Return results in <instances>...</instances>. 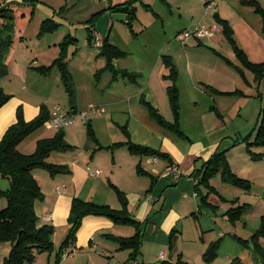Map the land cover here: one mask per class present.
Instances as JSON below:
<instances>
[{
	"label": "crops",
	"instance_id": "1",
	"mask_svg": "<svg viewBox=\"0 0 264 264\" xmlns=\"http://www.w3.org/2000/svg\"><path fill=\"white\" fill-rule=\"evenodd\" d=\"M28 1V3L34 2V5L33 7L25 5L20 8V10L26 12L24 20L26 18L28 19V11L32 12L33 8L34 10L41 9L42 11L45 7L48 9L47 15L50 18L57 20L61 25L63 24L54 15L58 11V5L52 7V5L40 0ZM118 1L62 0L61 4H65L62 5V7L65 6V11H63L64 18L71 22L70 28L73 29L78 23H88L97 14H103L102 17H104L111 13V18L115 20L116 15H113V12L114 10H118L115 7L119 6L118 8L120 9L125 7L126 4L118 3L119 5H115ZM243 1L240 0L238 2V4L241 3V7L239 8L238 4L235 6L230 0H220L214 9V18L216 14H219L221 18L229 21L240 46L247 52L252 61L261 63L264 62V33L260 34L261 31L255 28L250 22L252 17L249 16L250 13L247 10L250 6L244 5ZM258 1L264 7V0ZM10 2L23 4L25 0H10ZM242 4L245 7L247 6V9L243 8L244 6ZM170 5L174 7V3ZM179 7V10L182 11L183 7ZM233 9L239 15L236 20L230 17L232 15L227 14L233 12ZM197 14H201L200 21L193 22L188 26L183 25L182 29L176 32V41H168L160 50V52L166 53V56L173 58L179 72L178 86L180 88L183 110L182 128L189 136V139H178L175 135L159 126L151 118L148 108L142 102V97L145 95L147 100L156 106V108H159L166 118H174L172 107L170 108L169 105L165 104V99H169L167 89L171 84H168V79L166 78L170 73V69L163 62L162 55L164 54L158 57L156 63L151 67H131L128 63L123 62L124 59H128L129 56L133 55L129 48L132 45L131 41L123 38L121 33L115 29L114 22L112 27H110V34L107 36H110L111 42L114 45L127 53V56L123 60H118V64L115 65L116 68L118 70L139 73L142 77L138 83L133 84L123 78H119L116 82L112 79L111 75V79L108 77V82L105 84V89L109 93L111 92V94L104 96L101 103H99L105 108V111L93 116L91 114L88 120H78L75 125L63 129L66 135V141L77 149L62 153L59 161H57L60 163L56 164L67 165L71 169V174L52 177L50 174L47 175L40 172L42 169H36L33 172L45 194L44 200L38 201L36 204V210L38 216H40L39 225H53L56 229L54 236L56 250L48 259V264L54 263L57 253H59L62 244L70 232L71 225L69 218L75 199L80 198L99 205H108L116 210L122 209V204L113 185L130 197L132 202H130L131 212L136 220L143 224L145 239L141 256L138 258L143 264L159 263V254L162 250L167 251L168 244L170 247L168 260L171 262H176L180 255H182L190 264H231L236 258H239L242 264H264L262 258L254 250L247 248L235 238L238 236L242 239L249 240L260 227V220L264 215V175H257V173L261 172L260 167L264 165V156L261 160H254V158L248 156L247 162L250 164L254 173L250 169L245 174L239 173L244 178L253 181L257 186H263V192L257 201L254 193L250 194V192H246L245 194L241 193L235 196L232 200L225 197H223L225 198L223 200L222 196H220L215 203L209 198V201L218 208L216 210L206 208L202 205V197L196 191L198 182L195 178L191 177L194 170L202 167V164L214 154L219 146H221L222 150H228L232 146L231 140L233 138L226 135V131H222L223 127L221 124L218 126L216 119H214L215 114L221 115L226 113V115H230L240 102L239 96L254 99L258 92L263 96V99L258 100L259 115L264 106V90L262 86L257 88L258 82L255 81L254 75L248 71L246 72V79L252 91H255L252 94H250L249 90L243 91L239 89L244 95L221 97L209 94L206 88L201 89L202 86H209L226 93L238 91L235 88H240L239 84L243 78L234 66L226 63L222 59L223 57L226 58L232 55L233 59H235L232 62L235 65H240L232 48L226 42L223 27L219 24V27L223 31V36L220 32L216 31V35L213 38L194 39L199 42L201 47L205 45L204 40L213 41V44L218 45V47L220 46L227 52L226 56L222 53V49L221 52L216 49L213 51L211 47H206L207 50H203L194 44L188 45L191 40L189 43L188 41L185 43L186 41L183 42L178 39L180 33L189 29L192 30L201 22L206 25L212 24L210 18H205V12L199 10ZM30 16L32 18L33 12ZM111 18L108 17V20ZM252 20L254 21L255 19L252 18ZM215 22H217L216 19ZM210 27L214 29L213 25ZM93 30L94 36L100 35L103 39L107 37L104 35L100 26H95ZM177 41H181L183 45L177 44ZM90 45L93 46L92 44ZM35 52H31L34 54L32 56L34 58L32 64L43 65L37 59ZM201 58L203 59L201 60ZM10 61L11 59L8 60L10 72L21 79L20 73L14 71V63L12 65ZM30 67L32 68V65ZM87 68L90 69L89 67ZM120 79L126 81L127 84L114 86L116 83H119ZM165 80L167 84H163ZM263 82L264 79L260 82V85ZM129 85H138V88H133ZM113 89L115 91H112ZM230 98V105L222 104L226 99ZM206 100L213 104L208 107V110L207 107L201 109L203 101ZM12 103L10 100L0 110V142L8 129L18 122L17 102ZM91 104L95 103L93 101H87L86 103L81 101L79 105L78 99L77 111H84L86 110L84 108L87 107L88 109ZM186 105H190L192 108L187 114L184 113ZM214 105L217 106L218 112L214 111ZM241 110L242 106L240 104L238 111ZM40 111L41 109L39 108L32 114L24 111L25 119L27 121L34 120L39 116ZM52 113L50 111L51 116ZM207 117L208 120H206ZM207 122L212 124L214 128L211 129ZM89 123L93 126L99 143L104 147L126 141L127 137L122 127H127L134 143L169 153L174 160L173 166H177L179 169V177H177L178 174L176 172L172 171L173 166H169L168 162L160 158L130 157L127 156L125 152L127 148L125 147L117 149L116 151L107 149L98 150V143L88 135ZM226 124H234L236 132L242 134L243 131L238 127L236 122ZM60 131L58 130L51 137L43 135L46 131L40 132L37 134V138L33 140V143L37 142L36 147L35 145L34 147L32 146L33 149L31 150L22 143L19 149L26 155L34 154L37 151L40 140L53 138ZM110 152L113 154L111 158H109ZM103 153L107 154L103 155ZM139 164L147 172L158 178L156 186L149 194L145 192L147 190V183L142 180L147 176H140L138 174L137 167ZM90 170H101L103 173L99 177H92ZM243 197H245L244 203H242ZM191 199H194L195 206L199 210L197 214L193 215V222H191L192 228L190 229L191 235L187 237L185 223L186 221H190L189 214L191 212L187 211L186 208L190 206L185 203ZM243 204H249L250 208L240 222L231 224L225 216V213L233 206ZM258 206H261L260 211L255 214L254 211H256ZM154 212L157 215L151 218L150 216ZM219 214H222V220L219 219ZM182 222L184 226L183 234L181 231L179 232H181L183 240H187L193 244L191 248L180 243V237L176 230ZM136 231V228L133 226L119 225L105 217L88 216L84 219L83 225L78 233L76 245L71 246L67 250L72 252V255L64 257L61 264H129L132 252L129 250H121L119 244L108 238L107 235L130 238L136 234ZM174 231L177 237L174 238V249L172 250L170 245ZM98 234H101V240H98ZM220 240L221 245L217 260L213 263H207L204 259L206 251L211 243ZM260 243L264 247V239ZM12 247L11 243H0V264H4L5 259L11 253ZM101 252L103 254H100ZM160 264L164 263L162 262Z\"/></svg>",
	"mask_w": 264,
	"mask_h": 264
},
{
	"label": "trees",
	"instance_id": "2",
	"mask_svg": "<svg viewBox=\"0 0 264 264\" xmlns=\"http://www.w3.org/2000/svg\"><path fill=\"white\" fill-rule=\"evenodd\" d=\"M163 1L167 5H170L167 0ZM28 2V0H25L23 4H14L10 2V0H0V78H4L9 74L8 56L10 51L15 49L18 42H23L25 40L24 36H21L22 32L14 26V13L25 5L33 7L34 2ZM133 2L134 1H129L125 4V6H129L130 14L127 24L132 29L134 20L138 17L137 9L132 6ZM243 4L254 8L255 12L262 18L264 25V7L259 1L244 0ZM118 7L119 6H117L116 9H119ZM131 7H133V9H131ZM145 8L152 11L151 6L145 5ZM61 11L63 13L65 8ZM100 15L101 14L95 15L87 23L89 25L88 28L90 29V44L93 43L95 38L93 28L96 26ZM23 17H25V15ZM215 19L217 23L223 27L225 38L232 44V51L240 62V65H235L230 59L223 58L236 68L243 79L247 81L246 72L248 71L254 75L255 81L260 83L264 79V62L257 63L250 59L247 52L238 43L233 27L229 21L221 18L219 14L215 15ZM60 25L61 24L56 22L55 19H47L43 23L42 34L54 33L58 30ZM76 41V38L70 37V39L61 44L62 53L53 65V67L57 66L62 73L63 82L70 97L72 110L75 112H77L76 107L78 101L75 88V77L69 69V60H67V56L69 45ZM101 55L107 59V66L102 70L103 72H105V70H110L113 73L114 81H117L120 77L133 84L140 81L142 77L141 74L130 72L128 70H118L116 68L114 61L126 57L127 53L114 45L111 42L110 36H107L104 39V46ZM163 62L170 69V75H167L166 78L171 82L167 91L174 114V121H168L161 111L147 100L145 95L142 97V102L148 108L151 118L159 126L175 135L178 139H189V136L182 128L181 123L182 104L180 101V88L178 86L179 72L171 56H163ZM53 67H39L37 70L41 74L47 75ZM101 73L102 71H99L97 76H100ZM231 94L244 95L241 91ZM261 96L262 95H260V97ZM10 100L11 96L6 95L3 90H0V110L9 103ZM51 117L50 111L44 106L41 108L40 114L37 118L32 121H27L23 109L20 108L18 110V122L8 129L0 142V177L10 181L9 190H0V197H5L8 200L7 208L0 211V243H11L13 246L10 255L5 259L4 264H33L39 254L46 252L52 254L56 250L54 243V236L56 233L55 227L53 225H39L36 204L38 201L44 200L45 194L33 172L36 169H43L48 171L52 177L71 174V169L67 165L54 164L48 161V159L51 157L52 153L57 151H68L69 149H72L73 146L66 141V135L63 129H61L55 137L40 140L38 142L37 151L34 154L26 155L19 149L21 143L42 128ZM260 119L261 126L255 145L264 146V106L261 111ZM122 129L127 140L113 144L109 147H104L99 143L96 132L90 123L88 124V135L98 143V150L107 149L116 151L122 147H128L132 155L138 157L160 158L168 162L169 166L174 165V160L169 153L160 149H154L134 143L127 127H122ZM225 152L226 151H216L202 167L196 168L191 174V177L195 178L198 182L196 191L202 197V205L212 210L218 208L209 201L210 195L219 194L212 184V180L217 175L221 174L223 181L226 184L245 188L246 190H250L252 187L249 180L237 176L232 171ZM251 153L254 160L263 158V154ZM137 171L139 175H148L151 178L152 183L147 194L151 193L156 186L158 178L147 172L141 164L138 165ZM113 188L122 204V209L120 210L113 209L108 205H99L91 201H85L80 198L73 201L69 218L71 229L66 240L62 244L59 253H57L53 264H61L64 253L71 246L76 245L78 233L83 225L84 219L88 216L105 217L111 219L116 224L135 227L137 231L133 237L120 238L112 235H107V237L117 242L121 250L131 251V260L141 256L145 239L143 224L136 220L132 214L130 201L127 197L128 195L114 185ZM206 190L207 193L205 194ZM222 199L225 200L223 197ZM249 208V204L233 206L225 213V216L232 224H237L243 219ZM175 237H177V234L174 231L170 245L172 250L174 249ZM235 238L247 248L254 250L264 262V247L260 243V241L264 239V215L261 217L259 229L251 239L245 240L238 236ZM220 245L221 240L211 243L204 255V259L207 263H213L217 260ZM163 263L190 264L182 255H180L176 262L167 260ZM231 264H242V261L239 258H236Z\"/></svg>",
	"mask_w": 264,
	"mask_h": 264
},
{
	"label": "rangeland",
	"instance_id": "3",
	"mask_svg": "<svg viewBox=\"0 0 264 264\" xmlns=\"http://www.w3.org/2000/svg\"><path fill=\"white\" fill-rule=\"evenodd\" d=\"M40 1L52 5V7L58 5L59 6L58 11L55 12L54 15L55 18L58 19L63 24L60 25L58 30L54 33L42 34V26L44 21L47 19H52L47 15L48 12L47 8L44 7L42 11L41 9L39 10L35 9L33 11L32 18H30L32 12L28 11L27 12L28 19L26 18L25 20L23 17L26 14L25 11L19 9L17 12L14 13V17H15L14 26H16L17 29H19L22 32L21 36H24L25 40L23 43L18 42L15 49L10 51L8 60L11 59L10 63L12 65L14 63V71L20 73L21 79L18 78L16 75H13L12 72H10V64H9V74L4 78H0V90H3L6 95L11 96V104H13L12 102H17L18 110L21 108L25 112L27 111V113L29 114L34 113L36 109L38 108L41 109L44 106L47 107V109L52 112L55 106L57 105H61L67 108H72L69 94L66 91V87L63 82L62 73L57 66L53 67V65L55 61L60 57V54L62 53L61 44L67 41L68 39H70V37L72 38L74 37L77 39V41L69 45L67 60L70 61L69 69L71 70L72 73H74L76 78L75 88L77 93V99H79V105L81 101L84 103H86L87 101H93L95 104L100 105L99 103H101V100L104 98V96H108L109 94H111V92L109 93L108 90L105 89V84H107L108 82L107 78L109 77L111 79V75H112V79L114 78H113V73L110 70L107 71L105 70V72H103L102 70V68L104 69L107 66V59L101 55L102 50L97 49L94 46L90 45V41H89L90 29L88 28L89 25L86 22L78 23L76 24L75 28L71 29L70 28L71 22L67 21L64 18V14L61 11L63 8H65V6L62 7V5H65V4H61L62 0H40ZM119 1L115 5H119L118 3H127L129 1L130 2L134 1L132 6L137 9L138 17L136 20H134L133 29L130 28L127 24V20L129 19L130 14L128 11H126V9L129 8V6H125L118 10H114L113 15H116L115 20L111 18L112 16L111 13H109V15L104 17H102L103 14H101L100 15L101 18H99V20L97 21L96 26H100L104 32V35L107 36L110 34L109 32L110 27H112L114 22L115 29H117L121 33L123 38H126L127 40L131 41L132 45H130L129 48L132 51L133 55L129 56L128 59H124L123 62L128 63L129 65H131V67L134 68L151 67L154 63H156V59L158 57H161L162 54H164L162 56H166L165 55L166 53L160 52L162 47L170 40H172L173 42L176 41L177 39L175 38L177 34L176 32L182 29L183 25L188 26L191 25L193 22L196 23L197 21H200L201 14L200 15L197 14L199 10H201V12H205L206 15L205 18L208 17L212 20V24L210 25L207 24V25L209 26L213 25L214 30L220 32L221 35L223 34L222 29L219 27L218 23L215 22L214 10L211 11L209 14H206L204 0H168L170 4L174 3V7L173 6L171 7V5H167L163 0H143V2L142 0H119ZM213 1L217 3L220 2V0H213ZM230 1L233 2L235 6L238 4V2H240V0H230ZM145 5L151 6L152 11L147 10L145 8ZM179 6L183 7L182 11L179 10L180 8ZM238 6L240 8L241 3H239ZM133 7H131V9H133ZM243 8L247 9V6L246 7L244 6ZM247 10H249L250 13L249 16L255 19L253 21L251 18L250 22L255 26V28L261 31L260 34H263L264 32H263L262 18L257 15L254 8L250 7ZM185 11L186 12L188 11V13H186ZM227 14L232 15L230 17L234 18L235 20L239 17L238 12L235 9H233V12H229ZM108 17L111 19L108 20ZM29 20H31L30 23ZM55 21L58 22L57 20ZM194 38L196 37H191L190 39L187 40L188 43L191 40L188 45L194 44L199 48H202L203 50H207V48L211 47L213 51L216 49L219 52H221L222 48L220 46L218 47V45L216 44H213V41L204 40L205 45L204 47H201L199 45V42H197V40L203 38H198L197 40ZM187 41L185 43H187ZM177 42H176L177 44L183 45L181 41H177ZM226 42L229 44L230 47H232V44L227 39ZM30 51L31 52L36 51L35 54L37 56V59L40 60V62L43 63V65L32 64V61L34 59L32 58V56L34 54L31 53ZM222 53L225 56L227 55V52L224 51L223 49H222ZM230 56L229 57L227 56L226 58L230 59L231 61L232 60L235 61L232 55ZM14 57H16V59H14ZM203 58H201V60ZM91 59L92 61H90ZM118 60H123V58L116 59L114 61V65L118 64ZM224 60L226 61V59ZM226 63L228 62L226 61ZM31 65L32 68L30 67ZM39 67H44V68L53 67V68L50 70V72L47 75H43L37 70V68ZM87 67H89L90 69H88ZM99 70L102 71V73L100 76L97 77L96 75ZM168 75H170V73ZM163 82H164L163 84H167L166 80ZM125 83L126 81L120 79L119 83H116L114 86H120L119 84H125ZM168 84L169 85L171 84L169 80H168ZM260 84L261 83H258L257 88L262 86L264 90V82L262 83V85ZM239 85L240 88H235V90L236 89L238 91L239 89L243 91L249 90L250 94L255 92L254 90L252 91V88H250L248 82L245 79H241V83ZM129 86L133 88H138L137 87L138 85H129ZM204 88H206L209 94H213L221 97L235 96L234 94L231 93L237 92L234 91V92H228L230 94H225L226 92L220 91L214 87L202 86L201 89L203 90ZM112 91H115V89H113ZM260 95L261 94L258 92V94H256L254 99L251 97L239 96L240 102L237 104V108L235 110L233 109L230 115L229 114L226 115V113H223L221 115L215 114L214 117V119H216L218 123V126L219 124H221V126L223 127L222 131H226L227 132L226 135L233 138V140H231L232 146L229 147L228 150H222L221 146H219V148L216 151H226L225 152L226 157L229 161L232 171L237 176L243 179L246 178L241 176L239 173L245 174L248 169H250V171L253 172L250 164H248L247 162L248 156H251L253 158L251 152L264 154V146L255 145V143L257 142L258 133L260 131V126H261V119H260L261 113L259 115L258 100L263 99V96L260 97ZM180 101L182 104L181 97H180ZM230 103H231V98L226 99L222 104L230 105ZM165 104L169 105L171 108V103L168 98L165 99ZM212 104L213 103L208 100L203 101V105L201 109H205L207 107L208 110V107ZM240 104L242 106V110L238 111ZM216 107L217 106L215 105L213 106L214 111L218 112V109ZM84 109H87V107ZM189 110H192L191 106L186 105V107L184 108V113L187 114ZM182 112L183 110L181 109V123H182ZM93 115L95 114H92V116ZM166 119L171 122L174 121L173 120L174 118H166ZM206 120H208V117L206 118ZM232 122H236L238 127L242 129L243 131L242 134L236 132L234 124L232 125L226 124ZM209 126L211 129L214 128L212 124H209ZM43 131H46L43 135H46L48 137H51L53 134H56L58 132L57 129L49 127L47 121L42 128H40L38 131H36L34 134L28 137V139H26L23 142V144L26 145L28 149L32 150L33 149L32 146L34 147L35 145L36 147L37 145V142L33 143V140L37 138V134ZM250 147L252 148L249 149ZM125 148H127L125 149L127 156L130 157L134 156L139 158L136 155H132L128 147ZM76 149H77L76 147H73L68 151L54 153V154L52 153L53 155L51 154V158H49L48 161L54 164L60 163L57 161H59V158L62 156V153L70 152ZM106 154L107 153H103V155ZM112 156L113 154L112 152H110L109 158H111ZM260 171L261 172H258L257 175L260 174L264 175V165L260 167ZM40 172H43L44 174L47 175L50 174L48 171L43 169ZM145 176L147 177H144L142 180H144L147 183V188H146L147 190H145V192L147 193V191L151 187V179L149 178L148 175ZM249 181L251 182L252 187L250 190H246L245 188H241L238 186L235 187L233 185L224 183L222 175L219 174L212 180V184L217 189L219 194L210 195V200H212L215 203V201L218 200L220 196L232 200L234 199L235 196H238L241 193L245 194L246 192L247 193L250 192V194L251 193L255 194L257 201L259 200V197L263 192V186L260 185L257 186V184H254L253 181L251 180ZM255 182L259 183L257 181ZM9 189H10V181L8 179L0 177V190L7 191ZM206 193L207 190L205 191V194ZM127 197L131 202L130 197L129 196ZM242 201H243L242 203L245 202V197L242 198ZM185 204L190 206L186 209L187 211L191 212L189 214L190 221H186L185 223L187 227L186 228L187 237H189L191 235L190 229L192 228L191 222H193L192 219L194 217L193 215L197 214L199 209L197 208V206H195L194 199L186 201ZM7 206H8V200L5 197H0V211L6 209ZM260 208L261 206H258L256 208V211H254L255 214L260 211ZM156 215L157 214H155L154 212L151 214L150 217L152 218L155 217ZM219 216H220L219 219L222 220L221 218L222 214H219ZM183 227L184 226L182 222L181 224H179L178 229L176 230L178 231L177 233L178 236L180 237V243L186 247L191 248L192 247L191 245L193 244L191 242H188L187 240H183V236H182ZM179 231H181L182 234ZM97 237L98 240L102 239L101 234H98ZM195 248L197 247L195 246ZM166 249L167 251L170 252L169 244ZM100 254H103V252H101ZM50 256L51 254L48 252L39 254L33 264H48L49 263L48 259L50 258ZM160 263H162V261L161 262L159 261V263L157 264Z\"/></svg>",
	"mask_w": 264,
	"mask_h": 264
},
{
	"label": "built area",
	"instance_id": "4",
	"mask_svg": "<svg viewBox=\"0 0 264 264\" xmlns=\"http://www.w3.org/2000/svg\"><path fill=\"white\" fill-rule=\"evenodd\" d=\"M204 5H205L206 14H209L211 11L215 9L218 3L213 0H204ZM215 35H216V30L206 25L205 23L201 22L197 24L192 30H186L180 33L179 39L184 42L190 39L191 37L213 38ZM92 45L95 48L102 50L104 46V39L100 35H95ZM104 111L105 108L103 106L96 104H91L88 109L77 112H75L70 108L57 105L53 110L51 119L48 121V126L57 130H61L75 125L78 119L88 120L91 114L102 113ZM172 171L176 172V174H178L177 177H179V173H178L179 169L177 166H173ZM102 173L103 172L101 170H90V175L92 177H99L102 175ZM70 255H72V252L66 251L63 255V258L68 257ZM168 257H169V252L166 250H162L159 254V259L162 262L167 261ZM129 264H143V263L138 258H136L134 260H131Z\"/></svg>",
	"mask_w": 264,
	"mask_h": 264
},
{
	"label": "water",
	"instance_id": "5",
	"mask_svg": "<svg viewBox=\"0 0 264 264\" xmlns=\"http://www.w3.org/2000/svg\"><path fill=\"white\" fill-rule=\"evenodd\" d=\"M128 10H129V8L126 9V11H128Z\"/></svg>",
	"mask_w": 264,
	"mask_h": 264
}]
</instances>
